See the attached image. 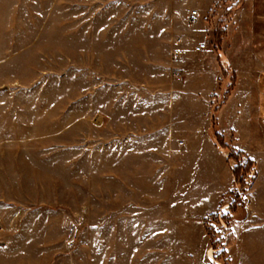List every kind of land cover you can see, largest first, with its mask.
Returning a JSON list of instances; mask_svg holds the SVG:
<instances>
[{
	"label": "rangeland",
	"instance_id": "374dc122",
	"mask_svg": "<svg viewBox=\"0 0 264 264\" xmlns=\"http://www.w3.org/2000/svg\"><path fill=\"white\" fill-rule=\"evenodd\" d=\"M227 1L0 0V216L5 236L27 249L12 264H100L103 255L109 264L115 251H135L141 237L113 232L115 210L144 214L146 205L158 212L162 204L172 209L171 202L151 195L159 187L114 180L115 174L126 182L144 179L143 170H128V164L113 169L112 147L130 130L144 131V113L124 97L144 85L179 80L172 75L178 60L172 48L182 36L190 46L208 42L212 62L222 69L214 103L229 92L226 102L238 81L236 70L247 77L250 61L225 52L238 30L227 24L242 0L231 8ZM190 9L200 12L195 23ZM200 30L204 37L197 36ZM187 68L189 81L209 83L199 74L204 64L198 55L189 56ZM218 125L220 130L219 117ZM228 126L227 135L214 133L232 178L217 210L202 221L213 249L208 264H233L232 256L241 264L234 226L250 214L258 168L264 170L263 155L260 164L234 147ZM238 165L248 167L240 178ZM169 237L171 242L174 235ZM49 244L55 253L40 255ZM160 259L154 249L147 263Z\"/></svg>",
	"mask_w": 264,
	"mask_h": 264
},
{
	"label": "crops",
	"instance_id": "0c3cea01",
	"mask_svg": "<svg viewBox=\"0 0 264 264\" xmlns=\"http://www.w3.org/2000/svg\"><path fill=\"white\" fill-rule=\"evenodd\" d=\"M235 1L228 0V8ZM233 26L238 30L234 40L226 43L225 52L229 57L250 61L243 72L247 77H241V72L236 70V86L219 111L220 130L227 135L225 126L229 124L228 128L235 133L234 147L260 163L258 156L264 157V0H242L227 24L230 30ZM197 36L204 37L205 32L200 30ZM178 39L183 54L176 56ZM198 44L187 45L182 36L175 39L172 54L178 60L172 75L179 80L155 82L152 87L144 85L143 89L130 90L124 97L129 104L135 101L136 110L144 113V131L130 130L120 139V145L114 143L113 169L120 170L128 164L125 167L128 170H143L144 179L140 183L130 179L126 182L115 174L114 180L117 185L159 187L160 192L151 190V195L162 203L171 202L172 209L162 204L158 212L152 205H146L144 214L131 211L130 207L128 211L115 210L113 232L139 233L141 237L135 251H115L108 259L109 264L110 261L118 264L120 260L124 264H148L154 249L156 254L160 253V264H208L213 258L202 221L217 210L232 172L218 151L211 123L222 69L212 62L211 57L215 56L209 44L204 50H196ZM192 55L201 58L204 68L199 74L209 77L208 84L189 81L187 65ZM228 109L231 111L224 125L222 118ZM260 168L256 191L250 196V214L234 226L241 264L264 263V253L257 254L264 249V170L260 172ZM115 196L121 198L120 194ZM4 224V217L0 216V264H12L11 260L26 256L27 249L17 247L12 238L5 236ZM170 233L174 235L172 243ZM56 249L54 244H49L40 255H53ZM170 250L175 253L170 254ZM105 259V255L100 257V264H106ZM232 260L238 264L237 257L232 256ZM38 262L45 264L42 260Z\"/></svg>",
	"mask_w": 264,
	"mask_h": 264
},
{
	"label": "trees",
	"instance_id": "16d2710c",
	"mask_svg": "<svg viewBox=\"0 0 264 264\" xmlns=\"http://www.w3.org/2000/svg\"><path fill=\"white\" fill-rule=\"evenodd\" d=\"M217 42H220L219 39L217 40ZM229 92H227V94H225V97L218 101L212 109V113H211V120H212V130L214 131V133L216 134V136H221L220 135V130H219V125H218V112L219 109L221 107V105L225 102V99L227 98ZM241 154H243L242 152H240ZM234 154V153H232ZM248 165H250L253 161L251 159H248L247 161ZM248 167H245V165H238L236 168V175L238 176V178H240V171L247 169ZM246 216V214L244 216L241 217L240 220L244 219Z\"/></svg>",
	"mask_w": 264,
	"mask_h": 264
},
{
	"label": "built area",
	"instance_id": "2783aa9c",
	"mask_svg": "<svg viewBox=\"0 0 264 264\" xmlns=\"http://www.w3.org/2000/svg\"><path fill=\"white\" fill-rule=\"evenodd\" d=\"M198 16H199L198 10H196V9L189 10L190 22L195 23L198 20ZM177 42H178L179 47L174 50V54L176 56H179V55L183 54V49L180 46L181 45V39H178ZM207 47H208L207 42H201L196 46V50H204ZM180 144H182V142H180Z\"/></svg>",
	"mask_w": 264,
	"mask_h": 264
},
{
	"label": "water",
	"instance_id": "95a60500",
	"mask_svg": "<svg viewBox=\"0 0 264 264\" xmlns=\"http://www.w3.org/2000/svg\"><path fill=\"white\" fill-rule=\"evenodd\" d=\"M0 228H1V226H0Z\"/></svg>",
	"mask_w": 264,
	"mask_h": 264
}]
</instances>
